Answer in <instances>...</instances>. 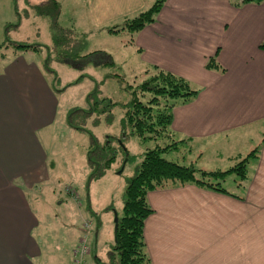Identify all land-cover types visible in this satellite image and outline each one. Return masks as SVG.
Masks as SVG:
<instances>
[{
    "label": "crops",
    "instance_id": "crops-1",
    "mask_svg": "<svg viewBox=\"0 0 264 264\" xmlns=\"http://www.w3.org/2000/svg\"><path fill=\"white\" fill-rule=\"evenodd\" d=\"M46 1L26 0L24 16L43 17L31 12ZM151 2L69 0L74 13L62 21L60 8L58 21L67 28L84 29L81 22L105 30L147 10ZM129 42L136 74L157 66L198 90L173 109V132L187 140L188 151L211 154L214 160L228 153L227 163H232L257 150L245 185L233 177L235 189L229 191L234 195L194 184L148 194L154 212L144 235L152 264H264V1L166 0L156 21L131 34ZM14 49L0 57V264H73L86 233L83 221L91 216L81 194L73 197L60 182L85 186L88 160L72 167L75 154L65 148L62 157L66 137L61 133L68 112L87 107L94 85L85 78L67 87L73 82L60 76L56 64L51 67L56 78L46 71L51 56L38 55L39 49ZM105 52L115 64L127 62ZM212 59L219 67L210 65ZM65 202L73 203L72 211L63 212ZM106 210H94L95 216L100 226L112 224L115 233L118 209ZM58 219L63 244L55 235ZM99 231L91 232V244Z\"/></svg>",
    "mask_w": 264,
    "mask_h": 264
},
{
    "label": "trees",
    "instance_id": "trees-1",
    "mask_svg": "<svg viewBox=\"0 0 264 264\" xmlns=\"http://www.w3.org/2000/svg\"><path fill=\"white\" fill-rule=\"evenodd\" d=\"M165 1L156 0L147 10L131 18H126L122 24L109 28V31L116 33L128 30L133 34L143 29L156 21V17L163 8ZM263 1L241 0L242 3H261ZM60 8V3L57 0H48L33 7L35 13L39 16L50 17L53 15V17L51 16L52 29L56 41L59 42L62 38H73L72 40L75 43V32L73 34L71 28L59 24ZM52 12L54 14H51ZM15 43L17 42L15 41ZM39 45L21 42L16 46L22 47L24 50L30 48L38 50ZM6 47H9V45L4 44L3 48L7 49ZM262 47H264V42ZM1 56L4 57V54L0 51ZM66 60L80 70L84 69L86 64L98 67H112L115 65L112 56L105 51L98 50L82 55L75 44ZM92 60L98 62L93 63ZM210 65L219 67L214 59L211 60ZM45 67L46 71L54 73L56 78L54 70L48 63L45 64ZM112 75L125 82L120 74L113 73ZM85 77V75H81L73 83L68 84L67 87L83 81ZM134 78L135 80L140 78L138 84L125 82L127 85L126 90L130 91L131 94L128 102L117 103L110 102L109 98H100L99 82L94 78L87 77L86 79L91 80L94 85L92 91L86 96L88 106L86 108H72L68 112L66 121L72 128L83 129L75 123L77 116L111 110V107L118 104L124 108L122 134L121 137L116 138L117 144L113 143L110 135L105 138L103 143L99 141L95 134L90 135L91 142L87 152V169L89 171L86 179L87 190L93 181L100 179L118 160L120 152L123 153L120 169L125 168L128 164L135 163L133 173L128 177L123 193L122 210L117 212L118 220L115 222L114 240L110 245L105 246L102 252H99L96 248L94 249L92 253L94 264H152L144 235L146 220L154 212L148 201V194L154 190L194 184L202 188L234 195L226 186L229 177L231 175L235 177L239 186L245 185L249 163L251 158L256 157L257 150H253L234 167L225 171H209L197 167L196 163L189 161L186 155L179 161L166 158V154L181 150V146H184L183 144L187 142L186 139L176 138L173 132V109L177 103L187 102L195 97L198 90L193 88L185 78L157 66L147 69L143 75H136ZM131 136L137 137L143 143L152 140L155 145L154 147H148L144 153L140 154L141 158L139 160L136 155L129 152L125 144L124 140ZM120 145L123 149V146H125L126 150H123ZM67 188L77 192L75 185L69 184L65 186L66 190ZM68 194L70 193L68 192ZM87 207H85L86 210L90 211L89 197ZM107 209L111 210L114 207L110 205ZM88 213L89 215L92 214L91 211ZM93 214L95 215L94 212ZM88 218L87 220L94 226L92 233L94 235L99 229L100 220L99 218L97 220L92 217Z\"/></svg>",
    "mask_w": 264,
    "mask_h": 264
},
{
    "label": "rangeland",
    "instance_id": "rangeland-1",
    "mask_svg": "<svg viewBox=\"0 0 264 264\" xmlns=\"http://www.w3.org/2000/svg\"><path fill=\"white\" fill-rule=\"evenodd\" d=\"M68 1L69 0H62V21L64 20V15L74 13L73 8H69L67 6ZM151 1L152 2L150 3V5H153L156 0ZM25 3L26 0H0V43L2 45L8 42L7 45H11V47H13L10 50L12 52V50L15 51L14 48H22L16 46L18 44H21V42L40 44L38 55L40 54V56H51L50 66L53 67V65L56 64L57 69H59L57 71H59L60 76L63 79H70L72 80V82H74L81 75H85V78H94L97 82H99L100 85V98H109L110 102H128L131 94L130 91L126 90L127 85L125 82H133V84L136 85L140 80V78H138V80H135L134 77L138 74H136L135 70L130 65L135 57L131 47L128 45L130 43L129 40L131 38V32L125 30L120 35L114 36L111 32L108 31V29L111 27L104 30V28L87 26L80 22V24L83 25L85 31L81 26L75 27V29L71 28L73 30L72 33L74 34L75 32V43L72 40L73 38H62L61 41L58 42L54 38V31L52 29L53 15H51L52 17L44 16L40 19H38L37 17H33L31 19L26 18V16H24ZM77 11H81V9ZM31 13L34 14L35 12ZM51 14L54 13L52 12ZM122 23L123 21L119 24ZM7 39L13 42H9L7 41ZM15 41L17 43H15ZM42 42L45 43V46L42 44ZM47 44H49L50 48ZM74 44L76 45L77 49L80 50V54L82 55L98 50H105L112 53L116 61L127 62L124 64L116 63L112 67H98L91 64H86L84 69H74L72 65L71 67L69 66L66 60V57H69V55L71 54ZM10 51L5 48L2 49V52L6 55H9ZM128 52L131 54V56L127 54ZM92 62L97 63L98 61L92 60ZM113 73L120 74L124 78L125 82H122L118 79V77L113 76ZM61 85L62 87L64 86L63 81L61 82ZM110 109L111 110L103 112L90 113L89 115L83 114L77 116L75 118V123H77V125H80L83 129L72 128L66 122V130H62L61 133L64 137H66L61 153L62 157H64V149L66 148V154L71 153L72 157L75 154V162H71L70 164L72 167L75 165V168L78 169L82 165L86 164V154L88 147H90L91 134H95L101 143H103L105 141V138L110 135L112 137L113 143L117 144L116 138L121 137L122 134V119L124 117V108L120 104H118L111 107ZM124 141L126 146L128 147V150L136 155V158H138L139 160L141 158L140 153H144L148 147H154L155 145V142L152 140L143 143L134 136H131ZM186 147L181 146V150H176L175 152L166 154L165 157L179 161L183 159L184 155H186L188 156L189 161L196 163L197 167L209 171H225L230 169L231 167H234L238 162H240L247 156L245 155L238 160L237 157V161L227 163L226 155L228 153L225 156L217 157V159L214 160L211 154L209 156V154L206 153L204 157H200L195 151H188V147ZM247 150L248 149L244 148L241 149L242 152H246ZM58 155L59 152L56 151L55 156ZM122 157L123 153L120 152L118 160L111 166V168L106 171V173L100 179L95 180L88 190L86 189V185L79 187L74 184L77 192H79L83 197L86 208H88V195H90V211L92 212V214L90 213V215L94 220H97L96 216L93 214L94 210L102 214L104 209L108 208L110 205H113V207L118 209V212H121L122 210L123 193L126 187L127 179L132 175L133 166L135 165V163L128 164L125 170L124 168L120 169ZM53 159L55 160L54 156ZM212 161L218 162V165L215 166L214 164H212ZM232 180L233 177L231 175L229 177V182H227L226 184L228 189H235ZM60 185L67 186L69 185V183H66L65 180H61ZM67 191L70 193L74 192V190L71 188H67ZM65 204L67 205L68 210H64L63 212L73 210V203L68 204L65 202ZM87 211L90 212L89 210ZM106 211H108V209ZM54 212L57 213V211H52V213ZM115 212L117 211L115 210ZM104 216L107 217L108 214H104ZM82 218L84 219V217ZM86 220L87 219H85L83 222L85 223ZM55 222L58 224L55 227L57 231V233L55 234L57 235L56 239L60 241L59 243L63 244L64 242H62V240L65 236L64 229L59 232V222L61 223L62 220L58 219L55 220L54 223ZM99 228V238L97 241L95 239L92 240L93 244H91V253L87 258L89 264H94V259L92 258L94 249L96 248L99 252H102L105 246L110 245L113 240L114 229L112 224H109L107 227H105L104 225H99ZM93 231L94 226H92V232Z\"/></svg>",
    "mask_w": 264,
    "mask_h": 264
},
{
    "label": "built area",
    "instance_id": "built-area-1",
    "mask_svg": "<svg viewBox=\"0 0 264 264\" xmlns=\"http://www.w3.org/2000/svg\"><path fill=\"white\" fill-rule=\"evenodd\" d=\"M70 193V192H69ZM78 192L74 191L70 193L73 197L80 199V196L77 194ZM83 232H86L83 238L80 239L75 251H74V258L73 264H89L88 263V256L91 253V240L90 234L92 232V225L89 220H86L83 225Z\"/></svg>",
    "mask_w": 264,
    "mask_h": 264
},
{
    "label": "water",
    "instance_id": "water-1",
    "mask_svg": "<svg viewBox=\"0 0 264 264\" xmlns=\"http://www.w3.org/2000/svg\"><path fill=\"white\" fill-rule=\"evenodd\" d=\"M122 143V142H121ZM124 147V149L126 150V147L125 146H123ZM118 220V215H117V212H115V222ZM97 234H98V232H97Z\"/></svg>",
    "mask_w": 264,
    "mask_h": 264
},
{
    "label": "bare ground",
    "instance_id": "bare-ground-1",
    "mask_svg": "<svg viewBox=\"0 0 264 264\" xmlns=\"http://www.w3.org/2000/svg\"><path fill=\"white\" fill-rule=\"evenodd\" d=\"M93 226V225H92Z\"/></svg>",
    "mask_w": 264,
    "mask_h": 264
}]
</instances>
